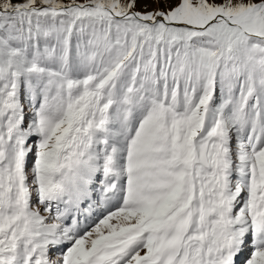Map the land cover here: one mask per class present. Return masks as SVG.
I'll return each instance as SVG.
<instances>
[{"label":"snow or ice","instance_id":"6c2138e0","mask_svg":"<svg viewBox=\"0 0 264 264\" xmlns=\"http://www.w3.org/2000/svg\"><path fill=\"white\" fill-rule=\"evenodd\" d=\"M0 264H264V0H0Z\"/></svg>","mask_w":264,"mask_h":264}]
</instances>
